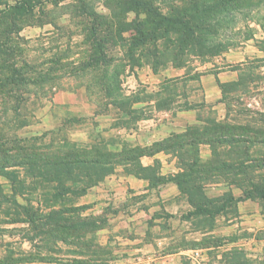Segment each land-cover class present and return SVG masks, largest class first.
Wrapping results in <instances>:
<instances>
[{
  "label": "rangeland",
  "instance_id": "obj_1",
  "mask_svg": "<svg viewBox=\"0 0 264 264\" xmlns=\"http://www.w3.org/2000/svg\"><path fill=\"white\" fill-rule=\"evenodd\" d=\"M17 1L0 0V41L4 40L3 32L7 29L11 32L12 40L9 42L20 41L24 46L23 60L40 65L55 55L64 65H57L52 79L45 81L22 104L21 111L28 121L21 128L12 125L9 131L13 137L21 139L20 144L46 151L60 147V140L67 134L72 141H79L73 138V133H83L85 126L90 127V121L83 123L85 126H63L61 122L69 119L72 110L51 106L53 94L70 91L80 84L86 85L101 73L100 66L90 74L78 71L77 66L94 53L98 46L95 42L105 38H101L105 31L92 30L95 20L116 19L125 25L140 21L144 25L141 27L148 30L152 25L146 19L157 18L147 12L150 7L163 16L173 15L190 20L197 9L198 16L203 14L199 8L203 6L210 10V15L219 13L218 19L211 24L213 28L204 33L211 36L209 42L216 45L215 48L218 44L222 47L216 55L202 56L197 54V47L193 45L192 50L185 45L180 47L177 44L178 34L170 32L162 38L160 35L163 33L156 32V43L150 47L158 51L159 61L134 66L133 61L123 58V50L115 44L116 41L109 39V49L114 59L110 66L120 64L118 80L114 85L124 100L120 105L125 110L143 108L144 114L147 110L167 109L168 117L172 118L177 111L187 110L183 102L189 101L195 105L193 109L198 120L191 125L217 121L264 129V0H246L244 4L248 8L231 13L224 12L227 10L216 5V0H135L139 3L135 7L127 4V0H27L30 4L40 3L27 14L12 12L11 6ZM115 30L112 28L111 37ZM122 35L128 38L127 32ZM72 67L77 70L75 74L70 72ZM111 68L107 69V78L114 76ZM230 70H235L236 76L233 77ZM221 72H226L221 75L224 82L217 78ZM214 76L219 84L228 85L222 93L218 84V102L207 100L203 88L209 86L208 93H215L211 89V81H207L208 78L214 79ZM242 77L245 78L243 83ZM236 81L238 84H233ZM88 92L94 104L103 102L96 87ZM168 92L175 95H172L173 103L165 108L159 107L157 104ZM100 108H103L102 104ZM108 109L117 111L112 106H108ZM5 115L0 105V119H11L10 110ZM163 116L164 113H158L155 118L161 119ZM53 127L64 129L50 134L46 132ZM249 147L250 156L264 157V143ZM230 150L226 145L216 146L220 159L233 161L240 153ZM210 154L208 160L213 157L211 147ZM197 155L199 157V152ZM252 163L248 164L246 174L231 169L221 179L203 183L205 195V191L211 187H218L211 188L217 193L214 197L228 194L233 198L242 196V189L249 178L257 179L264 175V162L253 171L250 169ZM177 165L180 169L176 173H180L181 163L177 161ZM30 169L25 166L10 168L6 172L0 170V264H238L237 258L244 264H264L262 224L255 219L258 216L252 218L256 224H251L245 218L247 209L264 216V201L249 199L253 203L249 201L246 204L243 201L248 199L231 201L218 214L190 215L194 208L177 187V194L169 192L166 197H160L155 191L146 195L132 191L124 197L117 192L109 201L97 198L86 208L81 206L78 189L86 181L97 177L94 173L83 171L77 176L82 182L76 185V189L70 186L69 190H64L69 181L67 176L61 174L56 179L59 181L55 182L53 176L48 174L46 180L51 181L48 183L28 173ZM139 171L153 176L157 173L156 167ZM14 172L12 179H9ZM234 172L237 174L234 175ZM74 173L71 174L72 179ZM172 177L167 175V182L172 181ZM48 187H57V190ZM65 208L76 210L46 217L52 211ZM74 220H92L95 229L87 226L73 235L59 226L65 221ZM248 225L253 227L248 230Z\"/></svg>",
  "mask_w": 264,
  "mask_h": 264
},
{
  "label": "trees",
  "instance_id": "obj_2",
  "mask_svg": "<svg viewBox=\"0 0 264 264\" xmlns=\"http://www.w3.org/2000/svg\"><path fill=\"white\" fill-rule=\"evenodd\" d=\"M127 1V4L131 6L135 7L139 5L135 0ZM245 1L246 0H216V5H219V7L222 6L223 9L225 8L227 11L224 12L231 13L234 10L248 8V6L244 4ZM247 4L250 7L252 6L251 3ZM37 6H40L38 1L37 3L30 4L27 0H18L11 8L13 13H15V10L22 14H27L31 13ZM146 7L145 5V8ZM150 8L147 9V12L150 13L151 17L154 16V18H157L146 19V22L152 25L148 30L141 27L143 24L140 21L130 22L125 25L123 22L116 19H113V21L107 18H102L99 21L95 20V24L91 27L92 30L95 32L98 30L100 32L105 31L104 34H102L103 36H101V38H105H103V40H97L95 43L98 46L97 49H94V53L92 52L89 58L82 60V62L77 65L79 67L78 71L88 74L96 71V68L100 66L99 69L101 73H98L95 79H91V81L85 85V89L90 91L92 87H96L98 96L102 97L103 102H101V104L104 109H108V106H112L117 111L123 110L130 115L131 119L140 118L144 113L140 108L125 110L124 106L120 105L124 100L121 99L118 87H114L116 80H118L117 77L120 72V64H113L114 66L112 68L110 66L114 59L111 57L109 39L116 41L115 44L120 46V49L123 50V58L133 61L132 65L134 66H140L143 62L156 64V62L159 61L158 51L156 52L155 49L150 47V45L156 43V38L158 37V35L154 34L156 32L163 33L160 35L162 38H165L164 34L170 32L178 34L177 44H179L180 47L185 45L187 49L192 50L194 48L191 47V45H193L197 47V54H201L202 56L208 54L216 55L219 53L218 51H220L219 48L222 47V45L218 44L219 46L215 48L216 45L210 44L209 42L211 36L208 34L205 35L204 33L209 30L210 27L213 28L211 24L218 19L217 16H220L219 13L210 15L208 13L210 10L207 9L206 6H203L202 8L199 7L203 14L198 16L197 13H199V10L197 9L195 15L190 20L189 18L180 19L173 15L163 16ZM126 26L128 27L126 28ZM112 28H116V30L111 37L109 34L112 32ZM123 32H127V39L122 35ZM10 33L11 32L7 29L4 30V40L0 41V105L3 115H5L8 110L11 111L12 115L11 119H0V170L6 172L10 168H22L27 166L31 168L29 171L27 170L28 173L31 172L34 176L40 177L44 179V182L48 183L51 182L46 180V178L48 179V174L53 176L55 182L59 181L56 179H58L57 177L61 174L67 176V180L71 181L78 180L79 177L77 178V176L83 174V171L94 173L97 177L105 174L110 169L106 164L110 162L108 160H110L111 154H105V152L98 154L87 153L82 149L67 146L64 148L58 146L54 150L47 149L45 151L36 146L20 144L21 139L15 136L13 137L12 133H9L12 125L18 128L26 125L28 120L27 116L21 111L22 104L30 98V96L35 93L36 89L40 88L45 81L51 80L54 71H56L59 66L62 67L63 65L55 55L49 60L46 59L43 63H40V65L31 64L23 60L25 48L21 46L20 41L19 43L9 42L12 40ZM172 39L176 41L175 38ZM173 43L174 42H170L169 44ZM192 53H194V51H192ZM150 60H153V62ZM108 67L114 70V76L110 77L111 79L106 77ZM75 71L77 70L73 67L70 70L72 74H75ZM242 78L241 81H243L241 83L245 81V78ZM217 82L219 84L218 80ZM233 84H238V81ZM219 85L221 86L222 93H224L228 85ZM24 94H26V96H24ZM172 95L174 94L168 92L167 96L157 105H159V107L162 106L161 108L168 107L170 103H173L175 95ZM183 103L185 109L195 108L192 102L184 101ZM101 104H99V106H101ZM165 142L167 143V150L172 152L181 163L182 171L173 175L172 181L177 185L179 190L188 197V201L193 206L194 209L190 211V215L206 214L212 216L218 214L223 211L225 205L231 201H241L245 199H256L260 202L264 201V175L257 179L249 178L242 189L243 195L237 198H233L229 194L226 196L207 197L203 191V183L217 181L221 179L223 175L228 174L231 169H236L238 171L237 173L246 174L248 164L251 162L255 164L252 165V163L250 165L252 171L257 166L263 164L264 157L250 156L248 150L251 144L264 143V129H251L248 126L207 121V123L203 125H189L184 132L168 136L165 141L156 143L151 149L158 150L159 148H163ZM199 144H208L212 148L213 157L210 160H200L197 155V146ZM218 145H226L231 148V152L237 153L239 151L240 154L236 155L233 161L220 159L216 151V146ZM242 146H244L243 149H241ZM142 151L143 150L135 149L133 155L141 153ZM76 168L80 169L75 170ZM139 172L141 173V171ZM73 173L75 177L72 179L71 174ZM237 173L234 172V175ZM14 174L15 172L10 174L9 179H12ZM143 175H149L153 178L151 184H156V180L158 182L162 181L161 178H164L158 176L156 173H154V176L151 174ZM69 188L70 187H66L64 190H69ZM48 189L57 190V187H48ZM215 203L219 205L216 206ZM75 210L76 209L65 208L52 211L46 215V217L49 218L63 213H72ZM93 225L94 221L92 220H74L69 222L65 221L59 226L69 230L75 235L79 229H84L87 228V226L90 227ZM236 262H238V264H244L239 261V258L236 259Z\"/></svg>",
  "mask_w": 264,
  "mask_h": 264
},
{
  "label": "crops",
  "instance_id": "obj_3",
  "mask_svg": "<svg viewBox=\"0 0 264 264\" xmlns=\"http://www.w3.org/2000/svg\"><path fill=\"white\" fill-rule=\"evenodd\" d=\"M229 72L233 74V77L236 76L235 70H230ZM223 73L226 72L217 74V78L221 82L225 81L221 77ZM217 78L214 76L215 80L213 78H208L209 80H207L211 81V89L215 93L209 94L210 87H203L207 100L212 102H218L220 98L217 88ZM205 80L203 79V81ZM51 106L67 107L68 110H72V115L69 116V119L61 122L63 126L71 125V127H75L83 123L88 124L87 122L89 121L91 124L90 127L83 124L85 126L83 133H73V138L79 139L81 142L72 141L68 134L64 136L60 140L61 143L59 142L62 148L67 146L82 149L87 153L98 154L105 152V154H111L110 160H108L110 162L106 164L110 169L105 174L93 177L88 182L86 181L84 186L78 189L80 193L77 195L82 199L81 204H83L81 206L87 208L89 203L97 198L109 201L111 196H114L117 192H120L119 195L122 194L123 197L129 195L128 193L132 191L145 195L155 191L160 197H166L170 194L169 192H172L173 195L178 193L176 184L173 181L167 182V175H174L180 169L177 165V157L167 150L166 142L163 148H159L158 150L151 148L156 143L165 141L172 134L184 132L185 127L188 125L197 123L198 120L194 109L179 110L172 118L168 117L169 111L167 109L147 110V113L143 114L140 118L131 119L130 115L123 110L111 111L110 109H101L99 104H94L84 84H80L77 88L70 91L55 92L52 97ZM140 110L144 113L143 108H140ZM158 113H164V116L161 119L155 118V115ZM167 123L170 125L167 126ZM62 129L64 128L53 127L50 131L48 130L49 132H46L50 134L52 131H61ZM135 149L143 151L133 155ZM197 150L199 158L202 161L210 158L211 154L208 144H199ZM154 167H156V174L158 176L166 177L165 181L151 184L153 178L139 172L140 169L148 170ZM80 182L82 181L69 180L66 186L74 187L75 190ZM211 188L210 192L205 191L208 197H214L217 194ZM249 201L248 199L243 201V203L246 204ZM250 203L253 202L250 201ZM250 210L247 209L245 211V218L250 220L251 224H256L252 222V218L258 216L259 219L257 217L255 219L258 220L259 224H262L260 229H264V216L262 213L258 212L259 214H256ZM252 227L253 225H248L246 228L250 230Z\"/></svg>",
  "mask_w": 264,
  "mask_h": 264
}]
</instances>
